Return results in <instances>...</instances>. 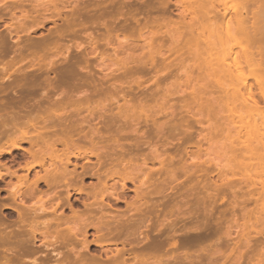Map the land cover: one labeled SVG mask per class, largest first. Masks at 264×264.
Masks as SVG:
<instances>
[{"label":"bare ground","instance_id":"bare-ground-1","mask_svg":"<svg viewBox=\"0 0 264 264\" xmlns=\"http://www.w3.org/2000/svg\"><path fill=\"white\" fill-rule=\"evenodd\" d=\"M16 1L14 3H19V9L15 8L16 10L14 9L13 12L11 10L12 18L15 16L17 22H22L21 19L25 20L26 18L35 16L34 14L38 13L42 16V22H40V24L44 23L45 21H50L49 19L53 21L52 19L57 18V16L58 18L59 16L61 18L63 10L71 9L72 16L74 17L76 13H73L75 10L73 4L78 3V0H29L31 10L27 11L25 10L26 8L22 7H25L23 6L24 2L27 3V7H29L28 1ZM4 2L7 1L0 0V5ZM113 3L114 0H103L102 4L92 6L93 3H84L82 1L80 7H83L79 9L82 10V12H85L84 10L94 8V10L97 12V16L100 17L105 15V13L108 11V7ZM144 3H146V1ZM148 3L149 2L147 1V4ZM175 4L179 8L187 7V9L190 11V25L196 27V31L194 30L195 33L192 32L185 43L187 50L189 49L192 55L202 60V65L200 64L202 69L205 70L204 72H206V76H208V78L210 77V81L214 80L218 90L226 92L228 95H230V100L234 102L242 101L240 106L232 109V111L235 113L233 116H231L233 118L228 120L230 121V125H227L229 128L231 127L232 123L235 125V118H238L237 124L239 123L240 125L233 128L236 130L239 128L238 131L235 130L236 133H238V137L236 136L235 138V136H232L233 139H235L231 140L229 145H225L224 151L232 158L230 159V164L233 171H235L234 168H243L245 170L251 169L256 172L254 181L251 180V182H248L247 184V194L249 195L248 201L250 203L255 201L260 202L256 207V213L259 217L260 223L262 224V222L264 223V103L262 105L261 100L264 101V0H175ZM4 5L5 4H3V6ZM148 5L149 7L152 6H150V4ZM118 9L119 8H117V11ZM119 10L121 12V9ZM123 11L124 9H122V13ZM47 12H51L52 16L47 18L45 15L48 14ZM17 13L20 15L17 16ZM87 13L88 11H86V14ZM70 14L71 13H69V15ZM88 14L86 16H89ZM69 15L66 16L70 17L71 15ZM80 16H76L74 18L77 20L80 19L78 21L82 22V19L79 18ZM94 17H92L93 19H90L92 22ZM74 18L73 20H75ZM86 18L89 19L90 17ZM104 18L105 17L100 19L105 22ZM87 19H83V22L79 25L83 27L84 31L88 30L86 26L88 24L86 23ZM106 19L109 20L108 18ZM95 21H97V19ZM128 21H126V23ZM66 23L69 24L68 20ZM70 24L71 25L63 28L56 27L55 31H52L49 34L50 37L45 38L44 41L41 40L42 42L33 41L30 44L28 43V49L36 48L38 49L37 51L44 50L42 48L54 42L55 38H61L67 33L78 31L76 26V30L73 28V25H76V23ZM105 24L106 22L101 26ZM64 25L66 26V24ZM107 25L108 24L105 26ZM154 25L156 26V23ZM106 28L108 29L109 27ZM110 28L112 29V26ZM110 28L108 31L111 30ZM80 30H82V28H80ZM87 32L86 35L88 34ZM110 32H112V30L109 31L108 34ZM90 33L88 36H90ZM112 34L114 33L112 32ZM86 35L83 34L82 36ZM91 37L93 36H90V38ZM51 39H53V41ZM91 40L95 41V43L97 41L95 39ZM107 40L111 41V39L108 38L106 41ZM91 43L87 44L90 46L88 47L89 50H87L89 52L88 55H95V53L98 52V43ZM108 44L110 45V43L107 41V45ZM181 44H183V42ZM2 45L0 46L2 47ZM81 47L82 46L78 45L76 48L81 50ZM57 48L58 44H53L52 48L47 47V52L46 50L41 51L42 55L39 53V51L38 53L41 56L39 55L38 57L31 59L30 66H28L29 64L26 66L27 69L32 68V70H43L42 74H39L41 73L40 71H38L39 73L37 74H35V71H33L35 73L29 74L28 72L24 71L27 70L23 68L24 66L16 69V71L15 67L25 62L26 58H23V55L21 54L17 59L11 58V60H8L3 55V52L0 53V64L2 65V68L0 69V81L4 83L3 85L6 84L4 87L2 83V87L0 85V98L2 99V93L4 95L7 93V89H14V98L9 100L4 98L5 100L3 99L0 101V155L10 154L13 152V150H16V153H25L24 155L21 154L23 156H18L23 157V162L25 163L27 160V165L29 163V158H31L30 160L33 161L36 160L37 163L34 161L35 165L41 166L42 168H45V166L47 167V159L49 164V167L44 169L45 173L43 175L36 173L34 177L31 178V180L29 179V171L34 169V164L23 167L25 163L21 164L17 162L18 164L22 165H19V167H21L20 170H27L25 172L26 174H23L22 176L18 174V171L20 170L17 169L16 171H12V169L7 167L8 164H0V182H7L5 181V179H7L6 176L8 178H16L18 180L16 181L17 183L14 182L13 184V181L10 179L12 183H10L9 180L7 183H4L6 184V188L4 187L5 189L0 188V264H129L130 252L127 254L128 250L127 252L124 250L125 244L127 243L124 239L127 237V241L130 242L131 240L133 242V239H131L132 233L130 234L129 232H126L127 230L119 225L121 222H123V219L129 222L128 224H130L133 217L136 219V222L138 220L140 224H142L141 222H144L142 221V217H146L149 212L147 210L148 207H146L147 209H145V211H147V213L145 212L146 215H143L144 208L145 204L148 205L147 203H149V200L148 202H145L148 198L145 197L144 200L143 197L146 194L143 195L142 192L145 190V187L143 186L146 184L145 186L147 188L149 182L147 183L146 181L140 180L142 177L141 174L147 171L146 168L149 167V163L153 164L155 161H158L159 165H161L165 162H163L164 160H161L162 158L160 156L161 153L158 150L159 148L157 149L156 146V149H154L155 144L152 145L148 143L153 151L152 158H154V162H151L150 159L152 158L148 157V154L144 153L145 155L143 154L140 156L142 152L138 155V151L137 153H135L136 151L134 150L130 151L128 149L129 147L127 148V145L129 144L122 142L114 135L115 132H125V125H116L114 128L113 124H110L113 118L117 117L116 114L118 113V115H120L122 118L128 117V111L130 113L131 110L134 111V108L128 109L129 106H127V102L124 103L123 106L121 104L122 107L119 105L117 108L119 110H116L118 112H115V115L113 118H111L109 124L106 122V120L102 122L99 121L102 120V118L101 116H97V114L99 111L102 112L104 106L99 108L95 106V102H93L94 95L96 96L98 93L95 92V90H92L91 92L84 90L78 94L73 92V90L75 88L77 89L79 87L78 85L80 84H85L87 86L92 85L95 82L93 81V77L88 75L86 80L84 77H82L81 71L79 70L78 66H76V63L79 62L77 60L78 58L76 59L75 57L76 60L73 59L75 61H72V59H67L68 55H65V53H68L69 50H71L69 49L70 47L67 46L65 48V53H60L59 51L58 53H54L53 50L55 51ZM148 48L150 55L149 57L151 60L153 59V55H155V53L161 55L163 54V51H155L151 45H149ZM49 51L54 54L53 56L51 55L52 57H50ZM45 53L48 54L49 57H47L48 55L44 56L43 54ZM59 55H65L66 58L60 61V59L56 58ZM86 67L84 69L81 68L82 71L87 70ZM13 68L14 71L10 73L9 70ZM45 70L46 73L44 72ZM14 72L17 73L16 77L13 76ZM42 84H45L44 86L47 87V93L45 92L46 95H44V99L47 100V110L43 108L45 111L42 110L40 105L42 103L41 101L37 100L40 104L35 103V100L34 103L32 102L33 92L31 88L35 87L33 89H38V87L40 88ZM200 94L198 92V95ZM192 97L190 98L192 99ZM44 99L42 100L45 101ZM179 99H181V97ZM125 105L128 108L125 107ZM135 111L137 110L135 109ZM141 111H143V109ZM103 113L105 114V112ZM137 119L139 118L137 117ZM155 122L158 123L157 120ZM197 122V124L195 122H193V124L201 125L199 127H202L199 131L200 133L198 132L197 135H194V133H196L198 130L195 131V125H190V123L187 125V123H182L181 121L180 124H174L166 127L171 133L174 131L176 133L182 129L184 131H182L184 136L181 134L182 136L176 139V142L167 140V142L165 141L161 143L163 145V149L165 148V151H162L165 153L170 151L172 152V150L169 148L174 149V147H177V145H179L178 147H182L186 143H188L186 145L187 147L185 146L183 149L185 153H189L192 148L200 150L199 148L203 147L201 146L202 143L208 141L206 134L208 135L209 133L207 130L209 132H213L214 130L216 131L217 128L214 126L215 124L213 125L207 122L206 124L204 123V125L201 120H198ZM161 125L162 124H160V126ZM205 126L207 129L204 128ZM220 128L221 125L219 129ZM222 128L220 131H222ZM134 131L137 130L135 129ZM213 133L211 135H213ZM161 134L163 135L165 133L162 132ZM169 135L167 134V136ZM211 135H208V139H211ZM169 137H171V135ZM22 144L24 146L27 144L28 148L23 147ZM135 147H137L138 150L140 149V145L138 144ZM166 149H168V151H166ZM183 150H181V152ZM94 158H96V162L93 161ZM155 164L157 165V162ZM1 168L5 170L4 173L3 171L1 172ZM158 174L159 173H157V175L155 174L156 177ZM173 174L175 173L172 172V175ZM88 178L97 179L98 182L95 184H87V187L89 186L87 189L85 182ZM111 181L114 183L110 184ZM127 182H132L131 184L135 186V190L133 189V191L134 193L136 192L135 196H137L134 197L135 200L137 198L136 201L132 198L134 201L131 202V204L129 203V200L126 201L125 197L127 195L124 194L127 190ZM136 183H139V185ZM159 187L160 186H158V188ZM158 188L155 189L157 190ZM3 189L7 193V195H5L7 197L3 196L4 198L1 197V191L3 192ZM148 191L149 190H145L144 192ZM139 193H142L143 196H140ZM75 194L82 196L85 195V198H83L84 196L82 198H74L73 196ZM148 197L150 199L149 195ZM34 200L36 201L33 202ZM142 200H144V202ZM51 201L55 202L52 203ZM111 202H113L114 205L117 204V207L119 203L126 202V206L129 207L130 211L132 212H130L126 207L127 209H125L124 212H121L120 214L121 217L123 216L121 219L120 216H118L119 211L121 210H119L118 214L116 215L117 211H114L116 208H112L114 206H112L113 204ZM155 203L159 204L158 202ZM155 203L154 206H152L153 208L157 207ZM47 204H50V206L48 207ZM80 206L83 207V209L78 208ZM159 206L160 205H158V207ZM152 207L150 208V212L152 211ZM66 208L71 211V215H65ZM157 209L158 208L155 210L153 209V212L157 211ZM125 211L130 213L126 214L125 216ZM132 213H136V215L138 213L137 216H139V213H142L140 215L143 216L136 217L135 214L133 215ZM242 213H246L245 208H243ZM15 214L16 217L14 216ZM109 215H113L114 217H110ZM115 215L118 217V219H116L117 217L115 218ZM125 217L128 218L126 219ZM147 217H151L150 219L152 220V215ZM247 217V215H243V218H245L244 224H246L244 226L241 223L240 226H243V229H247V226H249V221H246ZM114 219L118 221L120 220V224L118 225V222ZM151 220H149V223L147 221L144 222L148 224H145L147 231L144 229V231L147 232V236L149 235L148 231H150V227H152L154 224L153 223L151 225ZM126 221L123 223L125 224ZM127 222L126 225H128ZM156 222L158 226V221ZM115 223H117V225ZM132 223L134 224L133 221ZM129 226L130 225H128V227ZM136 227L138 226L136 225ZM91 230L94 232L90 233ZM157 230L158 229L154 230V232ZM146 232L142 233V235H145ZM186 232L188 233V231ZM124 235L126 237L123 239L124 241L122 240L123 242H121L120 239H122ZM151 235L152 234L150 233V238H148L149 240H151L154 235V237H158V232L157 235L156 233H154L152 237ZM170 235L173 236L172 234ZM181 235L183 236L184 233ZM109 239H115V241L119 239L116 241V244L120 241V244H123L124 246L123 250L122 248L120 250L118 247L116 254H114L115 252L113 253L111 251L112 248L109 249V246L107 248V245H113L112 243L115 241L108 243ZM154 239L155 244H158L159 246H155L154 242H152ZM154 239L152 238V241H150L152 242L151 244L148 242V244H150L149 246L148 244H143L145 241H147L145 237V241L143 242L141 241L137 244L133 242L137 247H139L138 245H140V243L141 245L143 244L144 246H142V248L145 250V253H142L143 251H137L138 255L136 254L134 256L133 252L136 249H134V251L131 250V254H133L131 257L134 256L132 261L136 260L139 264H151L149 263L150 261H153L152 264H161V261L157 260L158 257L155 259L157 254H155L153 257V253H158L154 250H157L156 248L159 247L161 248V243L159 240L156 238ZM183 240L185 239H182L181 241ZM132 242H130L132 245L128 243L127 245L133 246ZM184 243L185 244L183 246L185 249L192 247L190 243ZM93 246L96 248L95 250L92 249ZM139 249L141 248L139 247ZM126 255L128 256L126 257Z\"/></svg>","mask_w":264,"mask_h":264},{"label":"rangeland","instance_id":"rangeland-1","mask_svg":"<svg viewBox=\"0 0 264 264\" xmlns=\"http://www.w3.org/2000/svg\"><path fill=\"white\" fill-rule=\"evenodd\" d=\"M6 1L7 2L3 3L5 4L4 6L3 4L0 5V10H2L0 11V45L2 44L4 45V46L2 45V47L0 46V53L3 52V55L8 60H11V58L17 59L21 54L23 55V58L24 57L26 58L25 62L15 67V70L22 66H24L23 67L24 69H27L26 66L28 64H29L28 66H30L31 59L38 57L41 54V51L46 50L47 52L48 51L47 47L52 48L53 44L54 45L58 44V48H59V50L58 48L55 51L53 50L54 53L56 52L58 53V51L60 53L62 52L65 53L66 52L65 48L67 46L70 47L69 49L71 50H69L68 53H65V55L70 56V57L67 56V59L68 60L72 59V61H75L78 58L77 60L80 63L79 62L76 63V66H78L79 70L81 71L82 77H84V79L86 80L88 75H91L93 77V81H95L93 83L94 85L92 84L90 86H87L85 84L84 85L80 84L78 85L79 87L77 89L75 88L73 90V92L78 94L83 92L84 90H88L90 92L92 90L93 91L95 90V92L98 93V95L96 96L94 95L93 98V102H95V106L99 108L100 107L102 108L104 106L105 109V110L102 109V112L99 111L97 116H101L102 120H99L100 122L106 120L108 124L111 121V118H113V116L115 115V112H118L116 110H119L117 109L119 105L121 106L122 104L123 106V104L127 102L128 103L127 106H129V108L126 105L125 107H127L128 109L134 108V111L131 110V113L128 111L127 112L128 117H122V118L117 113L116 114L117 117L115 116L116 118H113V120L110 122V124H113L114 128L116 125L117 126L125 125L124 133L115 132L114 135L116 136V138L120 139L122 142H125L126 144H129L127 145V148L129 147L128 149L130 151L134 150L136 151L135 153H137L138 151V155L139 153L142 152L140 156L146 153L149 155V156L147 155L148 157L150 158L153 157L152 155L153 151L148 145V143L152 145L155 144L154 149H156V146L157 149L159 148L158 150L161 153L159 154L162 158L160 159L162 161L164 160L163 162L165 163L159 165L158 161L154 162V158L152 159L149 158L150 161L151 162L153 161L154 163L152 164L148 162L150 165H148L149 167L147 168L145 167L147 171L145 170L146 172L144 171L145 172L143 173L144 175L141 174L142 177L140 178V180L142 181H146L147 183L149 182L147 188L145 186L146 184L143 186L145 187V190H149L148 192H144L145 190L142 188L144 190L142 192L143 195L146 194L144 195L143 199L145 200V197L148 198L147 201L145 202H148L149 200V203H147L148 205L145 204L143 215L145 214V212L147 213L145 209H147L146 207H148L147 210L149 212L147 216L152 215V220L150 219L151 217L150 218L147 216L142 217L143 215H140L142 213H139V216L142 217V221L144 222L147 221L148 219L151 220L152 222V223L150 222L151 225L153 223L155 224V222L158 221V226L156 222L155 225L153 224L152 227H150V231H148L149 235L150 233L152 234L151 237L154 235V233H156L157 235V232H158V237H160V238L154 237L155 235L152 237L153 239L156 238L161 243V248L159 247L156 248L157 250H154L157 251L158 253L156 252L153 253L154 254L153 257L155 256V254H157L158 256L156 255L155 259H157L156 257H158L157 260L161 261V264H264V223L263 222L262 224L260 223L259 217L256 213L257 212L256 207L260 202L255 201L253 203L252 202L250 203L248 201L249 195L247 194V190H248L247 184L248 182H251V180L254 181L256 172H254L251 169L245 170L243 168L242 169L234 168L235 171H233L230 164V159L232 158L229 156L228 153H225L224 151L225 145H229L231 140H234L236 136L238 137V133H236V131L239 130V128L237 127L238 125H240L239 123L237 124L238 118H235L236 121L235 125L234 123H232L230 128L227 127V125L230 123V121L228 120L233 118L231 116H233L235 113L232 111V109H235V107L240 106L242 101L234 102L230 100L229 97L230 95H228L224 91L222 92L218 90V88H216L217 86L214 83V80L210 81L209 80L210 77L208 78V76H206V72H204L205 70L202 69L201 67L202 60L192 55L189 49L187 50V47H185L186 46L185 43L187 42L192 32L195 33L196 31L195 30L196 27L194 26L195 27L194 28L193 26L190 25V11L187 9V7L179 8L178 6H176L175 0H144V1L142 0L143 2L141 0H114V3L108 7L107 9L108 11L105 13V15L98 17L97 12L94 10V8L84 10L85 12H82V10L80 9L83 6L82 7L80 6L82 4V1L84 3L85 2L93 3L92 6H95L98 4H102L103 0H78V3L73 4L74 5L73 7L75 9L73 13H76L74 17L81 15L79 18L82 19L81 20L82 22L83 19H87L86 17L88 18L90 17L89 19L86 20V23H88L86 25L88 29L87 31H89L87 32L84 31L83 27L79 26L80 23H82L78 21L80 19L77 20L72 16L71 9L63 10L61 18L60 16L59 18L57 16V18L52 19L55 22L49 19L50 21H45L44 23L40 24V22H42L41 20L42 16L38 13L34 14L35 16L26 18L25 20L21 19L22 22H17L15 16L12 18V12L14 11L15 8L19 9L18 7L19 3L18 4L14 3L16 0L15 1L6 0ZM24 1L29 2V0H23L22 2ZM145 1L146 3H144ZM147 1L149 2L148 4H150V6L152 5L153 7L152 6L149 7ZM28 5L29 7H27V3L24 2L23 6L25 7L22 8H26L25 10L27 11L31 10L30 2ZM117 8L121 9V12L119 9L117 11ZM122 9H124L123 13L125 12L124 13L125 15L122 13ZM86 11H88L89 14L88 13L87 14L89 16H86L87 15ZM51 12L50 13L47 12L48 14H45L47 18L52 16ZM69 13H71L70 14L71 16L69 15ZM19 15L20 14L17 13V16ZM66 15H69L70 17H67ZM111 15L112 18L114 17L113 19L111 18ZM94 16H96L97 18ZM92 17H94L93 22L92 20H90L93 19ZM103 17H105L104 21L106 22V24H108L107 26H105L106 24L101 26L103 23H105L102 21V19H100ZM73 18L75 20H73ZM95 18L97 19V21H95L96 20ZM106 18H108L109 20H107ZM67 20L69 24L66 23ZM126 21L128 22L126 23ZM70 23H76V25L73 24L72 25L74 26L73 27L74 29L76 26L78 31L75 32L72 31V33H67L65 36L61 38H55L54 40L56 41V43L55 41L50 43V45L42 48L44 50H39L40 52L37 51L38 49L36 48L28 49V45L33 41L42 42L41 40L44 41L45 38L50 37L49 34L52 31L54 32L56 27L57 28L67 27L71 25ZM153 23L154 24L156 23V26ZM64 24H66V26ZM110 24L112 26V29L110 28L111 27ZM79 27L82 28L83 33ZM106 27H109L115 35L112 34V32L108 34V32L111 30L108 31L109 28L107 29ZM86 32L88 33L87 35ZM77 33L79 34V36ZM89 33L90 36L93 37L90 38V36H88ZM83 34H85L86 36H82ZM104 37L106 39L107 38L111 39V41L107 40L110 43V45L109 44L107 45V41ZM91 39L97 40L96 43H98L97 44L98 52H96L95 55H88L89 52L87 50H89L88 47L90 46L87 44L91 42L96 44L95 41ZM51 40L53 41V39ZM182 42L183 44H181ZM78 45L82 46L81 50L76 48L78 47ZM149 45H151L152 48L155 49V51H163V54L161 55L155 53V55H153L154 56L153 59L151 60L149 57L150 56L149 48H148ZM51 51H49L50 57L54 55ZM43 55L46 56L48 54L45 53ZM49 55L47 57H49ZM65 55L64 56L59 55L60 57L58 56L56 58L62 61V59L66 58ZM84 58L85 60L83 61ZM85 61L87 62V64ZM85 67L87 68V70L82 71L81 68L84 69ZM1 68L2 65L0 66V69ZM27 70L24 71L28 72L29 74L35 72H36L35 74H37L39 73L38 71L41 72L39 74H42L43 71V70L41 71L40 69L32 70V68ZM13 71L14 68L9 70L10 73ZM44 72L46 73V70ZM13 76L16 77L17 73L14 72ZM1 83L2 85L4 84L2 81H0V85ZM5 85H3V87ZM44 85L45 84H42V86L40 88L38 87V89L37 88L33 89L35 87L31 88L33 92L32 102L34 103L35 100V103L40 104L38 101H41L43 103V105L42 103L40 104L42 110L43 108L47 110V100L44 99V95H46L45 92L47 93V87ZM13 91L14 89L13 90L7 89V93L5 95L2 93L1 95L2 99L0 98V101H2L4 98L6 100L14 98ZM198 92L199 94L201 92V94L198 95ZM192 96L193 97L196 96V97L193 98ZM180 97L181 99H179ZM190 97H192L193 100ZM42 99H44L45 101H43ZM261 103L263 105L264 101L261 100ZM162 107L165 110H163ZM45 109L43 111H45ZM135 109L137 111H135ZM142 109L143 111H141ZM160 110L162 113L160 112ZM112 111L114 112V114ZM103 112H105V114ZM137 117L139 119H137ZM184 118L189 122H187ZM156 120L158 123L155 122ZM198 120L199 121L201 120L203 124L204 123L206 124L207 122L209 124H213V125L215 124L214 126L217 128L216 131L218 130L217 132L215 130L214 131L212 130L213 132L216 133L209 132L207 130V132L210 135L212 133L213 135L214 134L215 135L214 136L211 135L212 136L211 139H208L209 134L208 135L206 134L208 141L202 143L201 146L203 147L201 148L203 149L199 148L200 150H198L195 148L196 149L195 150L194 148H192L191 151H189V153H185L183 149L188 144L186 143L182 147H178L179 145H177V147L175 146L174 149L169 148L170 150H172V152L171 151L166 153L164 152L165 148L163 149V145L161 143L165 141L167 142V140L171 142L174 141L176 142V139H178L184 134L183 133L184 131L182 129H180V131L176 133L174 131L172 132L173 133L172 134L171 132H169V130L166 127H169L174 124H180L181 121L182 123H187V125L188 123H190V125H195L196 128V129L194 128L195 131L198 130L196 131V133H194V135H197V133L202 128L199 127L201 125H196L198 123L197 122ZM193 122L195 123L197 122V123L193 124ZM160 124L164 126L162 125L160 126ZM220 125L221 128L223 127L222 131H220L221 128L219 129ZM206 126L204 127L205 129H207ZM235 126H237L236 127L237 130L233 129L235 128ZM161 127L164 131L161 129ZM135 129L137 131H134ZM162 132H164L166 136L165 134L162 135L161 134ZM169 133L171 137H169L170 136ZM167 134L169 136H167ZM232 136L233 137L235 136V138L233 139ZM137 144L140 145L139 150L137 147H135ZM27 146H28L27 144H25V146L23 145V147L25 148ZM160 150L161 151L164 150V151L161 152ZM181 150L183 151L181 152ZM166 151H168V149H166ZM192 151L195 152L193 153ZM13 152L10 154L0 155V164L2 163L5 165L8 164L7 167L12 169V171H16L17 169L20 170L21 167H19L20 164L18 163L24 164L25 162H23V157H19V156H23L25 153H16L17 152L16 150L15 151L13 150ZM30 159L31 158H29L28 165H27L28 161L26 160V163L23 165V167H27L30 166L31 164L32 165L34 164V169L29 171V175H30L29 179L31 180V178H33L36 173H40L43 175L45 173L44 169L49 167V164L47 159V167L45 166V168H42L41 166L35 165L34 161L36 162V160L33 161ZM95 160L96 158L93 159L94 162H96ZM156 162L157 165L155 164ZM2 169L3 168H1V172L3 171L4 173L5 170ZM26 171H27L26 169L24 170L21 169L20 171H18V174L22 176L23 174H26L25 173ZM172 172L175 173L173 174L175 176L172 175ZM157 173L159 174L156 177ZM6 178L7 179H5V181L7 182L11 179L10 177L8 178L7 176ZM11 180L13 181V184L14 182L18 181L16 178H12ZM11 180L10 183H12ZM7 182H0L1 183L0 188H4L6 185L4 183ZM97 182H98L97 179H93V178L86 179L85 182L86 188L88 189L89 187V186L87 187V184L89 183L95 184ZM113 183L114 182L111 181L110 184ZM131 183L132 182L130 183L127 182L126 184L127 193L126 192L124 193L127 195V196L125 195L126 197L124 196L126 201L129 200L130 204L135 200L134 197H137L135 196L136 192L134 193L133 191V189L135 190V186ZM136 184L139 185V183ZM158 186L160 187L158 188ZM155 188H158L159 190L157 189L158 190L157 191ZM4 189L3 192L1 191V195H2L1 197L3 196L7 197L5 196L7 195V193L5 192ZM142 193L141 194L139 193V195L141 196ZM148 195L150 196V199ZM83 196L75 194L73 197L85 198V195ZM144 200L142 201L144 202ZM35 201L36 200H34L33 202ZM51 202L53 203L55 201H51ZM155 202H158L159 204H156ZM29 203L31 204L30 201ZM111 203L113 204L112 206H114L112 208L117 209L114 210L111 208L112 210L117 211L116 215L118 214V211L121 210L119 211L118 214V216H120L121 219L123 217V216L121 217L120 215L121 212H124V210L127 208L130 211L129 207L126 206L127 204H125L126 202L119 203L118 207L117 204L114 205L113 202ZM154 203L157 205V207L155 208L152 207L154 206ZM50 204H47L48 207L50 206ZM158 205L160 206L158 207ZM150 206L152 207L151 212L153 214L150 212L151 210ZM78 208L83 209V207L81 206ZM156 208H158L157 211L153 212V209L155 210ZM243 208H245V212H246L245 214L242 213ZM126 211H125V216L126 214L132 212L130 211L129 213H127L128 211L127 212ZM132 214L133 215L135 214L136 217H139L137 216L138 213L137 215L136 213H132ZM65 215L67 216L71 215V211L67 208L65 209ZM116 215L115 218L117 217ZM243 215L248 216L246 218V221H249L248 223L249 226H247V229H243L242 228L243 226H240L241 223L244 226L246 225L244 224L245 218H243ZM14 216L16 217V214ZM109 216L112 217L113 215H109ZM116 219H118V217ZM132 219L130 224H128L129 222L123 219V222L126 221L127 224L130 225L129 227L128 225H126V222L125 224L121 222L122 220L119 221L123 225H121L118 220L116 221L118 222V225L120 224L119 226H122L125 230H127L126 232H129L130 234L132 233L131 239H133V242L135 244L141 241L142 242L145 241L144 237L145 239H147V241H145L143 244H148V242L152 241V238L151 240L148 239L150 238V236L149 235H148L149 237L147 236V232H146L147 229L145 227L146 223L141 222L142 224H140L138 220L136 222V219L134 217ZM149 220L147 221L148 223ZM132 221L134 222V224L132 223ZM115 224L117 225V223ZM135 224L138 227H136ZM144 229H146V231H144ZM156 229H158L159 231L157 230L154 232V230ZM186 231H188V233ZM93 232H94L93 230L90 231V233ZM144 232H146L145 235H142V233ZM169 233L172 234L173 236H171ZM183 233L184 235L182 236L181 234ZM125 235L120 240L121 242L126 240V242L128 243L129 242L127 241L128 238ZM125 237L126 239H124ZM182 239H185L183 241L186 243L187 242L190 243L192 247L185 249L183 246L185 243L181 241ZM118 240L119 239H117L116 241ZM112 241H115V239H109V242L107 240L108 243H112ZM116 241L112 243L113 245H107V248L108 246L109 249L112 248L111 251L113 253L115 252L114 254H116L118 247L120 248V250L121 248L122 250L124 248L123 244L122 245L120 244L121 243L120 241L119 243L117 242V244ZM130 242L132 241L130 240ZM130 242L128 244H131ZM152 242H154L155 244V239ZM152 242H150V244ZM127 243L125 244L124 250H126V252L128 250L127 254L130 252L129 256L131 259L128 257L130 260L129 264H133V263L139 264L136 260H133L134 261L133 262L132 258H134L136 254L138 255L137 251L140 252L143 251L142 253H145V250L142 248V246L144 245L143 244L141 245V243L140 245H138L141 249H143L141 250L134 243L133 246H131L132 244L127 245ZM150 244H148V246ZM126 245L127 248L129 249L126 248ZM156 245L158 244H155V246ZM92 249L95 250L96 248L93 246ZM134 249H136L135 250L136 252L134 251ZM131 250L134 251L133 252L134 256L132 257L131 255L133 254H131L132 253ZM127 256L128 255H126V257ZM149 263L152 264L153 261L152 262L150 261Z\"/></svg>","mask_w":264,"mask_h":264}]
</instances>
